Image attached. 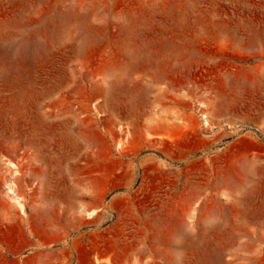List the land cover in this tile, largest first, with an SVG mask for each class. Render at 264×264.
Wrapping results in <instances>:
<instances>
[{"label":"rangeland","instance_id":"1","mask_svg":"<svg viewBox=\"0 0 264 264\" xmlns=\"http://www.w3.org/2000/svg\"><path fill=\"white\" fill-rule=\"evenodd\" d=\"M0 264H264V0H0Z\"/></svg>","mask_w":264,"mask_h":264},{"label":"bare ground","instance_id":"2","mask_svg":"<svg viewBox=\"0 0 264 264\" xmlns=\"http://www.w3.org/2000/svg\"><path fill=\"white\" fill-rule=\"evenodd\" d=\"M93 212V211H92ZM89 213H91V212H89Z\"/></svg>","mask_w":264,"mask_h":264}]
</instances>
